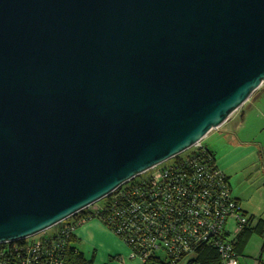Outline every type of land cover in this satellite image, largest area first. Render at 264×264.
<instances>
[{"label":"water","instance_id":"water-1","mask_svg":"<svg viewBox=\"0 0 264 264\" xmlns=\"http://www.w3.org/2000/svg\"><path fill=\"white\" fill-rule=\"evenodd\" d=\"M264 83V0H0V243L222 126Z\"/></svg>","mask_w":264,"mask_h":264},{"label":"built area","instance_id":"built-area-1","mask_svg":"<svg viewBox=\"0 0 264 264\" xmlns=\"http://www.w3.org/2000/svg\"><path fill=\"white\" fill-rule=\"evenodd\" d=\"M201 142L125 181L99 201L102 206L93 209L97 202L53 226L56 233L0 243V264H63L67 236L94 218L124 240L139 264L153 255L185 262L204 246L218 251L220 264H243L235 243L249 217ZM85 210L93 214L77 218Z\"/></svg>","mask_w":264,"mask_h":264},{"label":"rangeland","instance_id":"rangeland-1","mask_svg":"<svg viewBox=\"0 0 264 264\" xmlns=\"http://www.w3.org/2000/svg\"><path fill=\"white\" fill-rule=\"evenodd\" d=\"M201 143L213 152L220 169L229 177L232 195L241 200L240 205L247 212L246 216L254 217L250 228L253 230L243 241L240 261L243 264H264V234L259 233L261 227L256 228L261 220L264 223V83L222 126L211 131ZM102 205L103 202H99L93 209ZM93 220L100 221L94 218L86 222ZM81 226L82 224L75 230L78 231ZM229 226L232 231L235 229L233 222ZM57 231V227H53L39 235L48 236ZM112 233L125 248L120 255L125 258V263L139 264L138 259L130 258V248L124 240ZM77 248L91 259L93 249L86 242L78 244Z\"/></svg>","mask_w":264,"mask_h":264},{"label":"trees","instance_id":"trees-1","mask_svg":"<svg viewBox=\"0 0 264 264\" xmlns=\"http://www.w3.org/2000/svg\"><path fill=\"white\" fill-rule=\"evenodd\" d=\"M207 150L211 153V155L216 159L213 152H211L208 148ZM217 161V160H216ZM227 176V175H226ZM228 178V177H227ZM229 180V178H228ZM238 202L240 200L236 197ZM246 213V212H245ZM93 213L89 212L88 210L83 211L80 213L77 218H88L89 215H92ZM253 223V218L249 217V225L243 229V231L238 235L237 241L235 243V249L240 256L242 251V245L243 241L246 236L250 234V231L253 229H250ZM66 224V223H64ZM64 224H59L58 228L62 227ZM69 224V223H68ZM67 224V225H68ZM261 227V228H259ZM264 223L262 220L260 221L259 225L256 228H259V233L261 235L264 234ZM77 239L74 235V233H70L67 236L66 243H65V250H64V256H63V264H93V259H87L83 253H81L77 247H76ZM262 250H264V245L262 247ZM145 264H220V256L218 251L214 247L204 246L197 252L196 255L191 257L189 260L185 262H177L173 263L170 260H166L163 256L159 255H153L149 260L145 262ZM260 264V263H259Z\"/></svg>","mask_w":264,"mask_h":264},{"label":"crops","instance_id":"crops-1","mask_svg":"<svg viewBox=\"0 0 264 264\" xmlns=\"http://www.w3.org/2000/svg\"><path fill=\"white\" fill-rule=\"evenodd\" d=\"M249 217L254 219L252 215ZM74 235L77 239L76 247L78 244L80 245L81 243L86 242L88 247L93 249V254L91 256L93 259V264H126V261L121 263L117 260V257H120V255L125 251V248L122 246L119 240L114 237L115 235L108 228H106L101 221L93 220L84 223V225L82 224L78 231L75 230ZM79 251L83 253L88 259L83 251Z\"/></svg>","mask_w":264,"mask_h":264}]
</instances>
